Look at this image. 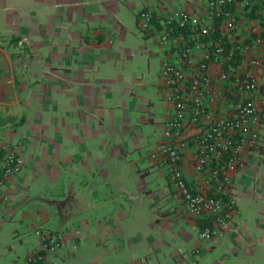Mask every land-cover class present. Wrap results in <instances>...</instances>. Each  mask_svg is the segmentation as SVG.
I'll use <instances>...</instances> for the list:
<instances>
[{
	"label": "crops",
	"instance_id": "1",
	"mask_svg": "<svg viewBox=\"0 0 264 264\" xmlns=\"http://www.w3.org/2000/svg\"><path fill=\"white\" fill-rule=\"evenodd\" d=\"M203 2L0 0V143L24 160L4 185L0 264H19L38 247L37 228L79 236L61 264H264V121L262 151L243 152L233 172L236 211L220 236L198 237L201 220L149 155L172 105L152 64L165 50L137 33L138 11ZM234 8L245 32L262 7L237 0ZM128 34L138 40L132 49ZM257 79L262 107L264 66ZM193 151L183 149L182 166L197 189Z\"/></svg>",
	"mask_w": 264,
	"mask_h": 264
},
{
	"label": "built area",
	"instance_id": "2",
	"mask_svg": "<svg viewBox=\"0 0 264 264\" xmlns=\"http://www.w3.org/2000/svg\"><path fill=\"white\" fill-rule=\"evenodd\" d=\"M235 1L204 0L202 9L175 8L162 15L145 7L137 15L140 28L154 33L165 50L160 76L172 105L149 155L167 172L173 197L201 220L200 239L226 231L237 206L233 172L242 153L261 142L257 70L264 66V0H259L261 15L245 32ZM189 144L193 167L203 175L202 188L194 189L183 170L182 152ZM23 165L15 148L0 143V204L4 185ZM36 232L38 247L19 264H61L62 251L79 245L77 234L68 241L57 231Z\"/></svg>",
	"mask_w": 264,
	"mask_h": 264
},
{
	"label": "rangeland",
	"instance_id": "3",
	"mask_svg": "<svg viewBox=\"0 0 264 264\" xmlns=\"http://www.w3.org/2000/svg\"><path fill=\"white\" fill-rule=\"evenodd\" d=\"M137 24H138V23H137ZM137 33H138L140 36H145L147 39L151 40V43H152L151 46H153V48L158 49V50L160 51V46H159L158 42L155 40L156 38L154 39L153 35L147 34V32H146L145 30L141 29L139 25H137ZM125 42H127V43H128L127 45H130V47H131V49H132V46H134L135 44H137V43H138V40L135 39V37H132V36H130V35L128 34V36L126 35V41H125ZM134 43H135V44H134ZM132 44H133V45H132ZM136 47H137V46H136ZM159 56H160V53H159ZM159 56H158V55L154 56L153 61H152V64H153L154 70L157 69V74H158V71H159V73H160V57H159ZM137 59L140 60L141 64L144 62V61H143V58H141V57H139V56H138ZM138 64H139V61L136 60V59L133 57V62L131 63L130 66H136V67H137ZM159 102H160V100H159ZM156 136H157V131H155V133H154V135H153L152 138L155 139ZM245 207H246V206H245ZM137 216L139 217V218H138V221L145 222V217H146L147 215H146V212H145V211H143L142 209H138Z\"/></svg>",
	"mask_w": 264,
	"mask_h": 264
},
{
	"label": "trees",
	"instance_id": "4",
	"mask_svg": "<svg viewBox=\"0 0 264 264\" xmlns=\"http://www.w3.org/2000/svg\"><path fill=\"white\" fill-rule=\"evenodd\" d=\"M261 121H264V102L262 103ZM260 140H261L260 144L256 147V149L258 151H262V149H263V139H262V137L260 138Z\"/></svg>",
	"mask_w": 264,
	"mask_h": 264
}]
</instances>
